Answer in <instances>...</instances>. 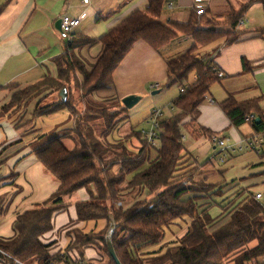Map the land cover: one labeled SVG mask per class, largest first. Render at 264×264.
Wrapping results in <instances>:
<instances>
[{
  "label": "trees",
  "instance_id": "1",
  "mask_svg": "<svg viewBox=\"0 0 264 264\" xmlns=\"http://www.w3.org/2000/svg\"><path fill=\"white\" fill-rule=\"evenodd\" d=\"M10 1L2 3L0 0V15ZM147 2L146 11L132 13L99 40L73 33V39L67 43L65 54L56 60L58 78L47 76L42 81L14 93L11 106L25 102L37 91L51 90L60 93L66 90L71 75L76 73L84 78V85H81L83 98L79 101L83 104V99L87 96L114 86V72L138 41H144L153 49L159 50L180 32L193 35L199 43L216 38L217 34L213 31L196 29L189 25L160 23L158 18L165 0ZM233 40L236 38L231 41ZM95 42L101 43L103 51L89 71L77 51ZM167 66L166 86L178 84L185 91L173 103L177 113L160 121L157 157L150 160L151 148L156 149V146L151 147L144 139L142 131L135 129L132 137L141 143L139 152L130 151L124 142L109 148L103 145L102 140L96 138L94 129L85 126L93 120L102 119V138L106 139L112 134L118 122H121L116 120L120 113H110L103 107H97L101 111L97 113L98 118H93L96 114L88 111L86 120L82 117L83 114L78 116L75 135L79 137L80 144L74 148L67 147L64 142L66 138L56 135V131L47 135L48 142L37 150V156L43 166L57 178L59 187L43 205L17 216L13 225L14 237L0 242V264H16L6 255L23 264H72L74 259L85 260V252L94 247L105 255L106 260H101L103 264H116L110 257L105 242L109 214L113 215L118 225L113 236V245L122 264H223L236 253L239 255L234 259L235 264L261 263L264 259V207L255 199V195L247 193L245 198L231 205L223 215L214 217L209 212L200 214L197 203L201 197L189 198L191 194L200 193L197 192L199 188H196L198 182L188 181L184 184L183 180L188 174L178 175L185 152L181 130L183 121L198 119L200 107L210 88L219 81L218 73L209 60H201L194 50L170 60ZM193 73L196 82L188 85L189 77ZM66 94L67 99L60 100L59 104L38 107L35 117L68 109L71 101L67 90ZM220 107L234 127L239 128L250 123L255 130L254 136L264 134V113H258L257 102L238 103L229 97ZM71 109L75 112L76 106L72 105ZM251 115L254 117L250 118ZM257 117L261 119L260 123L256 122ZM127 119L126 116L122 121ZM82 126H85V133ZM108 154L114 157L106 163V168L101 167L100 163ZM148 162L149 166L142 169ZM115 165L121 167L118 174H113ZM130 175L133 176L128 179ZM123 183H128L127 189L132 193L136 192L137 196L146 193V197L134 203L127 202L121 188ZM91 186H95L96 195L92 194L90 200L75 204L76 221L67 225L70 249H66L64 254L62 251L53 253L52 247L56 241L48 244L42 239L54 230V216L69 207L64 204L65 198L79 190H88ZM207 186V189L204 187L208 194L217 188ZM118 202H122L121 207L117 206ZM182 218L190 220L189 229L182 238L166 244L159 251L148 249L150 246L159 245L166 229ZM98 221L106 222L101 231L84 232L77 227L82 223ZM254 241H257V245L249 248ZM92 264L96 262L92 261Z\"/></svg>",
  "mask_w": 264,
  "mask_h": 264
},
{
  "label": "crops",
  "instance_id": "2",
  "mask_svg": "<svg viewBox=\"0 0 264 264\" xmlns=\"http://www.w3.org/2000/svg\"><path fill=\"white\" fill-rule=\"evenodd\" d=\"M5 1L8 0H2V3ZM147 7V0H92L89 6H84L81 0H11L0 15V105L10 98L13 88L28 87L47 76L58 74L56 60L65 54L68 43V36L56 27L61 16L80 17L86 13V18L74 33L99 40L132 13L144 12ZM202 8L204 13L198 15V9ZM158 20L164 25H189L213 31L217 36L209 42L199 43L193 35L180 32L159 50L138 41L114 72V86L109 89V94L118 102L130 95L141 96V101L150 98L155 107L159 101L153 99L155 95L152 92L159 90L158 94H161L167 89L176 88V96H172L173 104L183 88L178 84L166 86L167 63L191 50L201 60H209L218 75L221 74L216 83L224 91L216 100L211 87L206 97L211 104L203 103L196 121H183L182 126L190 132L194 142L189 146L184 144L185 152L178 175L188 174L183 180L184 184L202 181L217 187L210 194L189 196L201 197L197 203L200 214L209 212L214 217L223 215L247 193H262V199L258 202L264 207V152L257 154L234 147L235 151L228 155L230 157L224 160L220 158V161L217 157L219 147L212 139L215 135L228 137L235 141V146L255 135L250 123L234 127L222 111L220 104L229 97L238 103L255 101L258 103V113H264V0H165ZM234 38L236 40L231 41ZM78 51V56L91 69L103 47L95 42ZM192 75L194 77L192 82L188 81V85L196 82L195 74L190 77ZM39 102L36 100L24 112L17 113L19 119H14V115L0 118V242L14 237L13 225L17 216L43 205L59 187V181L37 156V150L48 142L47 135L56 131V135L66 138V145L68 139L75 138L68 110L57 112L55 121L59 125L53 131L44 133L39 127L40 119L51 114L36 118ZM134 139L124 143L130 151L137 153L140 143ZM67 147L71 148L69 144ZM196 151L198 154L194 156ZM156 157V150L154 154L150 153V160ZM209 158L212 160L207 161ZM148 166L149 162L144 169ZM120 168V165H115L114 174H118ZM227 171L239 173L233 174L228 182L224 177ZM216 173L224 180L210 183L209 180ZM126 188L127 185L123 189ZM78 192L84 195H78L80 200L76 203L91 198L87 189ZM124 195L129 203L136 202L141 196L146 197V193L137 196L131 190ZM75 204V217L71 222L77 218ZM82 224L77 227L81 228ZM53 231L43 237L45 243L56 241L51 239ZM57 246L56 242L53 251Z\"/></svg>",
  "mask_w": 264,
  "mask_h": 264
},
{
  "label": "rangeland",
  "instance_id": "3",
  "mask_svg": "<svg viewBox=\"0 0 264 264\" xmlns=\"http://www.w3.org/2000/svg\"><path fill=\"white\" fill-rule=\"evenodd\" d=\"M80 59H82V58H80ZM84 64H85L86 70L90 71L91 69H90V67H88L89 65H87L86 62H84ZM49 77L58 78V74L56 76H49ZM193 77H194V75H192L190 77L189 82H192ZM83 83H84V78L80 73H76V74L71 75V81L69 83H67L68 85L66 87V90L69 93V100L71 102H70L69 108L65 109V110H68L69 118L72 120L73 125H74L73 126L74 130L75 129L77 130V128H78L77 120H78V116L80 114L81 115L83 114L82 117L85 118V120L87 119L86 118V116H87L86 111L93 112V114H96L93 118H98L99 115H97V113L99 114L101 112L100 110L97 109V107H103L104 109H106V111H109L110 113H115V114L120 113V115L116 116V120L117 119L121 120V122H118L116 129L114 131H112V135L108 136L106 139L102 138V136H101V132L104 128V126H102V123H103L102 119H98L95 121L93 120L92 122H90L89 124H86V125L84 124L86 127L93 128L96 138L99 137L102 140L103 145L105 144V146H107L108 148L113 146V145L117 146V145L121 144L122 142L127 143L126 141L128 139L135 138V137H132L133 129H135L137 131H142L143 129H148L149 125L147 123V120H148L149 115L152 113L153 108H155V110H159V109L162 110L163 116L161 117L160 120H165V119H167V118H169L172 115L177 113V110L173 107V104H172V101H173L172 98H174L176 96V88L167 89L166 91H164L161 94H156L153 99L155 101H159L158 102L159 104L155 105V107H154V102H152V100H150V98H148L144 101L143 100L140 101L138 104H136L130 110L125 107L127 110L126 111V110H123L124 105L122 104V102L120 103V102L116 101V99L109 94L110 90L95 92L93 95L87 96L85 99H83V104L80 105L79 101H80V99L83 98V91L81 88V85H84ZM212 87H213L212 88L213 97L217 100V97L219 98V94L223 93L224 90L219 83L213 84ZM24 88H26V87H24ZM24 88H13L12 89V94H11L10 98L5 103L0 105V118H3V117L5 118L6 116L14 115V117H13L14 119H17V118L19 119L20 116L17 113H19L21 111L24 112L26 107L28 105H30L32 102H35L36 100L40 101L39 106H38L40 108L46 107V105L52 104V103L59 104L60 100H62L60 97V93L57 91L54 92L51 90H41V91L35 92L32 95V97H30L25 102H22L18 105H15L14 107H12L11 102H12L13 94L23 90ZM178 91H179V89H177V92ZM172 96H174V97H172ZM95 97H97V100H95ZM204 104L210 105L211 103L209 102V100H207V101L205 100ZM72 105L76 106L75 112L72 111V109H71ZM120 106H122V107H120ZM172 107H173V109H172ZM128 110H129V112H128ZM206 113H207V115L210 114V112H206ZM56 115H58V113L54 114V115L51 114L48 117H42L40 119L39 127L42 128L43 131H45L44 133L51 131V130L53 131L55 128H57V125H59V124L57 121H55ZM126 116H129V118L127 119V123L125 122V120L122 121V119H125ZM16 121H18V120H16ZM123 122H125L126 124L122 125ZM85 126L81 127L83 131L85 129ZM131 127H132V129H131ZM181 130H182L183 136L185 137V139H183L184 144H187L189 146L190 143L194 142V140H192V136H191L190 132L184 126H182ZM84 133H85V131H84ZM126 133H127V135H126ZM223 136H225V135H223ZM74 137H75L74 139H68L67 145L69 144V146L71 148H74L80 144L79 137L77 135H75ZM136 139H134V140H136ZM138 142L140 143L139 140H138ZM234 142L235 141L233 139H229L230 145H233ZM158 143L159 142L157 140L156 149L151 148V152L153 154L155 153V150H157V148L159 146ZM139 149H141V143H140ZM220 151H221V149L217 148V153H218L217 157L219 158V160H220V158L223 157L222 153L219 154ZM197 154H198V151H196L193 155L196 156ZM230 154H232V152H229L228 155H230ZM113 157H114V155L108 154L104 158V161L102 163H100L101 167L104 166L106 168V166H107L106 163ZM228 157H230V156H227L224 159H228ZM206 160L208 161V160H212V159L209 158ZM204 161L205 160H203V162ZM144 167L142 169H144ZM236 173H239V172L227 171L226 175L224 177H226L227 181L229 182V181H231V176L233 174H236ZM113 174H114V172H113ZM224 177L222 178L219 176V173H216L215 175H213L211 177L209 182L210 183H213V182H220L221 183L224 180ZM126 185L128 188V183H123L121 188L122 187L124 188V186H126ZM204 186L207 189V187H208L207 184H205L202 181L198 182L196 188H199V190L197 192H200V194H202V195L208 194L207 190L205 189ZM210 187H212V186H210ZM127 188L125 190L123 189V197H125L124 193L128 190ZM212 190H214V189H212ZM84 193H86V192H84ZM88 193H89V196H90V193H91V196H92V194L96 195L97 192H96L95 186H91L88 189ZM132 194L137 195L136 192H133ZM78 195H84V194L75 193L70 198L69 197L65 198L64 204L65 205H71V207H68L67 210H65L64 212L58 213L55 216L56 218L54 220V231H53V235L51 236V239L56 240V242L58 243V246L54 249L53 253H59L62 251V253L64 254V253H66V249H68V248L70 249V246H68L70 238L67 237V231L69 230L67 228V225L71 222V220H74V217H75L74 204L76 203V201L80 200ZM144 198H142V196H141V199H144ZM90 199L91 198H89L88 200H90ZM126 201L128 202V199H126ZM117 206L121 207L122 202H118ZM189 224H190V220L187 218H182V219L176 220L172 225L169 226V228L166 229L165 236H164L162 242L159 245L150 246V247H148V249L152 250V251H159L161 248H165L166 244L178 239V237L182 238L186 234V232L188 231ZM105 226H106L105 221H98V222L83 223L81 228L84 230V232H91L92 230L101 231L105 228ZM256 245H257V241H254L253 243H251L249 245V248H254ZM163 250H165V249H163ZM72 253H74V250L72 251ZM76 253H77V251H76ZM78 253H79V251H78ZM85 255H86V258H88V260L94 261V262H96V264H103V262L101 260H106L105 259L106 257L103 254V252L100 251L97 247H94V249L93 248L88 249L85 252ZM238 255H239V253H236V254L230 256L229 258H227L223 262V264H235L234 259Z\"/></svg>",
  "mask_w": 264,
  "mask_h": 264
},
{
  "label": "built area",
  "instance_id": "4",
  "mask_svg": "<svg viewBox=\"0 0 264 264\" xmlns=\"http://www.w3.org/2000/svg\"><path fill=\"white\" fill-rule=\"evenodd\" d=\"M82 4L84 6H89L92 2V0H81ZM198 15H202L204 13V9H198L197 11ZM86 18V13H83L80 17H71L69 15H63L60 17L61 20V29L62 32L68 36V42L72 41V34L74 31L80 26L81 22ZM221 75V74H220ZM218 75V76H220ZM182 93L185 91L184 89L181 90ZM173 109V107H172ZM163 116V112L161 109L159 110H153L152 113L149 115L147 123L149 125L148 129H143L142 134L144 135L145 140L150 144L151 147L156 146V142L159 137V130H160V119ZM254 116L251 115L250 118H253ZM213 143L221 149L220 153L223 154L222 160L226 158L229 154V152H234L236 147L240 151H254L257 154H261L264 152V134L253 136L247 139H244L243 141H240L237 145L233 146L229 144V139L220 137V136H213ZM262 193H257L255 195V199L257 201H260L262 199ZM121 204V203H120ZM8 258L15 261L16 264H23L18 260H15L9 255ZM58 264V263H53ZM59 264H65V263H59ZM72 264H92L90 260H80V259H74V262ZM260 264H264V259L261 260Z\"/></svg>",
  "mask_w": 264,
  "mask_h": 264
},
{
  "label": "water",
  "instance_id": "5",
  "mask_svg": "<svg viewBox=\"0 0 264 264\" xmlns=\"http://www.w3.org/2000/svg\"><path fill=\"white\" fill-rule=\"evenodd\" d=\"M56 27L62 31L61 29V20L59 19L56 23ZM160 91H154L152 92L153 95L158 94ZM60 97L62 99V101H65L67 99V94H66V90H63L60 92ZM142 97L141 96H136V95H130L125 97L124 99H122V104L124 105V107H126L127 109H131L133 108L136 104H138L141 101ZM260 118L256 119L257 123H260ZM108 219H109V226L108 229L106 231L105 234V242H106V246L108 248L109 251V255L110 257L113 259V261L116 264H122L120 262V260L118 259V256L116 254L114 245H113V236L115 234L116 229L118 228V225L116 224L114 217L112 214L108 215ZM11 264V263H8Z\"/></svg>",
  "mask_w": 264,
  "mask_h": 264
}]
</instances>
